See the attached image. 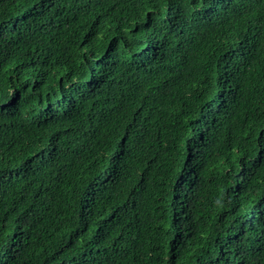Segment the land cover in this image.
<instances>
[{
    "label": "trees",
    "instance_id": "trees-1",
    "mask_svg": "<svg viewBox=\"0 0 264 264\" xmlns=\"http://www.w3.org/2000/svg\"><path fill=\"white\" fill-rule=\"evenodd\" d=\"M0 264H264V0H0Z\"/></svg>",
    "mask_w": 264,
    "mask_h": 264
}]
</instances>
